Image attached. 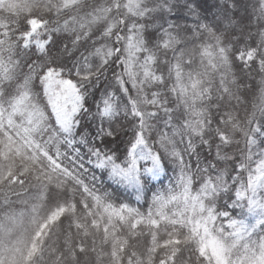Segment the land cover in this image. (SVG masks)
I'll return each mask as SVG.
<instances>
[{
  "label": "snow or ice",
  "instance_id": "1",
  "mask_svg": "<svg viewBox=\"0 0 264 264\" xmlns=\"http://www.w3.org/2000/svg\"><path fill=\"white\" fill-rule=\"evenodd\" d=\"M0 264H264V0H0Z\"/></svg>",
  "mask_w": 264,
  "mask_h": 264
}]
</instances>
